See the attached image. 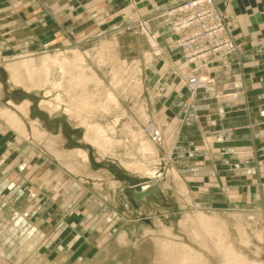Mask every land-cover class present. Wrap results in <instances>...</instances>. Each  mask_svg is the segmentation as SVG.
<instances>
[{
	"label": "rangeland",
	"instance_id": "obj_1",
	"mask_svg": "<svg viewBox=\"0 0 264 264\" xmlns=\"http://www.w3.org/2000/svg\"><path fill=\"white\" fill-rule=\"evenodd\" d=\"M182 1L145 17L124 0L115 16L106 0H0V264H264V88L247 75L248 102L215 125L202 106L218 109L220 87L189 86L199 107L179 122L156 118L160 102L144 113V86L160 90L127 33L154 64L149 21ZM154 177L171 198L129 213L119 189Z\"/></svg>",
	"mask_w": 264,
	"mask_h": 264
},
{
	"label": "crops",
	"instance_id": "obj_2",
	"mask_svg": "<svg viewBox=\"0 0 264 264\" xmlns=\"http://www.w3.org/2000/svg\"><path fill=\"white\" fill-rule=\"evenodd\" d=\"M106 1L110 2L111 5H116V9L113 10L120 9V6L117 7L119 0ZM178 1L182 0H124L125 6L130 10L125 16H132V13L139 10L142 13L144 11L143 14L147 13L145 17H149L155 13L152 12L154 8H166ZM214 2L225 14L231 27L230 33L236 43V49L224 58L211 55L209 56L210 61L201 66L186 62L182 50L175 43L177 34L170 29V22L165 20L156 23L155 19H152L149 22L152 31L158 36L157 44L161 56L155 58L154 64H151L152 59L150 58L152 57L147 48L145 35L137 31L127 33L129 36L136 38L135 41L130 42L132 44L143 40V47L139 48L140 43H137L138 45L135 44L136 49L133 52H137L138 56H141V58L138 57L139 61L143 58L144 65L148 64L145 66V73L150 75V83L157 82L160 90L157 93H151L147 89L149 87L144 86V90H147L144 98L145 114L152 116L153 112L156 111V104L160 102L159 109L156 111V118L160 119L161 122H165V124H169L172 121L179 122L185 119V112L191 103L195 108L194 111L196 108L198 109V105H193L197 101L196 99L192 97L184 99V95L188 92L190 86L187 84V77L190 75H196L199 79V84L191 87L195 91L203 90L209 98L216 95L218 87L224 91L223 99H218V95H216L218 109L212 108L208 103V105L202 106L209 115L207 119L211 120L209 124L212 125L216 124V118L213 117L215 112L219 117H224L226 112H231L234 104H244V101L247 100L246 92L249 89L246 86L247 81H245L248 79L246 78L247 75H249L250 82L259 84L258 86L264 88V0H214ZM67 3L68 0H57L53 6L54 8L60 6L64 8ZM81 10L83 9L81 8ZM113 10V16L119 15L120 11L114 13ZM98 23L101 25L104 21L100 20ZM99 31L96 36H100L105 32L103 30ZM145 51L149 52L148 56L144 54ZM157 75L160 76L158 78L161 79L160 81L154 79ZM233 94L235 98H232ZM260 117L263 118V116L255 114L252 122L256 134L264 138V125L258 127V125H261ZM216 134L220 135V131H217ZM159 180L163 183L161 178ZM164 189L166 196L171 198L165 185Z\"/></svg>",
	"mask_w": 264,
	"mask_h": 264
},
{
	"label": "built area",
	"instance_id": "obj_3",
	"mask_svg": "<svg viewBox=\"0 0 264 264\" xmlns=\"http://www.w3.org/2000/svg\"><path fill=\"white\" fill-rule=\"evenodd\" d=\"M168 13L173 15L170 27L177 34L175 43L186 62L201 66L210 61L209 56L224 58L235 49L231 27L214 0H183L170 7ZM187 81L199 84L196 75L188 76ZM151 125L149 121L145 129H152Z\"/></svg>",
	"mask_w": 264,
	"mask_h": 264
},
{
	"label": "water",
	"instance_id": "obj_4",
	"mask_svg": "<svg viewBox=\"0 0 264 264\" xmlns=\"http://www.w3.org/2000/svg\"><path fill=\"white\" fill-rule=\"evenodd\" d=\"M119 198L129 213L137 212L143 215L144 206L153 208L148 198L160 199L165 203L167 196L162 182L158 178H151L136 186L121 187Z\"/></svg>",
	"mask_w": 264,
	"mask_h": 264
},
{
	"label": "bare ground",
	"instance_id": "obj_5",
	"mask_svg": "<svg viewBox=\"0 0 264 264\" xmlns=\"http://www.w3.org/2000/svg\"><path fill=\"white\" fill-rule=\"evenodd\" d=\"M124 46L128 49V48H130L131 50H134V49H136L135 48V43L134 44H132V43H130V42H124ZM187 83H188V81H187ZM189 84V83H188ZM190 85V84H189ZM196 85V84H195ZM195 85H190V86H195ZM8 116H9V123L11 124V125H16L17 127H19L20 125H21V123H19L20 121L18 120V118L17 117H15V115L14 114H12L11 112H8ZM22 126V125H21ZM30 157H31V155H30ZM23 166V162H21L20 163V167H22ZM37 166V165H36ZM45 175H47V174H45ZM44 175V176H45ZM42 176V175H41ZM44 178V177H43ZM49 178V176L46 178V179H48ZM155 178V177H154ZM45 179V178H44ZM50 179V178H49ZM48 179V180H49ZM4 182H6V181H4ZM49 183V182H48ZM163 184V183H162ZM2 185H4V184H2ZM164 185L166 186V184L164 183ZM164 185H163V187H164ZM0 188H2V186L0 187ZM63 196V195H62ZM116 202V201H115ZM8 204V203H7ZM7 207V206H6ZM119 207V206H118ZM113 209V208H112ZM117 209V208H116ZM116 212V211H115ZM16 213V212H15ZM106 213V212H105ZM115 214V213H114ZM19 215V214H18ZM104 215V214H103ZM17 217H19V219H18V221H16V223L17 224H19V226L20 227H23L24 225H25V228L27 229V233L25 232V237H24V239L23 240H25V241H28L29 243H31V240H32V238H31V232H33V229L30 227V226H28L26 223H28L27 221H26V219H24L23 217H21V215L20 216H17ZM20 221V222H19ZM41 224V223H40ZM27 225V226H26ZM30 225V224H29ZM38 226H39V224H37ZM36 230V229H35ZM37 233V232H36ZM44 234V233H43ZM38 238V237H37ZM36 239V238H35ZM37 240V239H36ZM24 241V242H25ZM20 244V243H19ZM1 251V250H0ZM31 261V260H30Z\"/></svg>",
	"mask_w": 264,
	"mask_h": 264
}]
</instances>
